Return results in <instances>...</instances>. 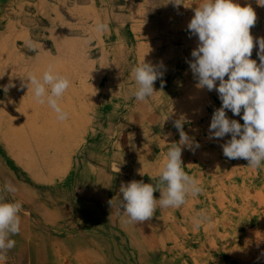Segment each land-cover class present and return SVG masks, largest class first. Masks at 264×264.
<instances>
[{"label": "rangeland", "instance_id": "obj_1", "mask_svg": "<svg viewBox=\"0 0 264 264\" xmlns=\"http://www.w3.org/2000/svg\"><path fill=\"white\" fill-rule=\"evenodd\" d=\"M181 2L0 0V186L16 188L0 195L23 205L8 264H264V162L230 160L221 147L230 135L209 138L222 101L196 87L188 63L198 38L187 25L202 0ZM234 2L256 13L251 59L259 64L264 6ZM101 22L108 29L97 33ZM144 60L163 75L140 102L132 70ZM49 65L71 81L58 101L65 121L21 87ZM180 118L199 144L183 148L184 169L203 192L128 223L119 188L156 182ZM198 213L207 219L196 228Z\"/></svg>", "mask_w": 264, "mask_h": 264}, {"label": "clouds", "instance_id": "obj_2", "mask_svg": "<svg viewBox=\"0 0 264 264\" xmlns=\"http://www.w3.org/2000/svg\"><path fill=\"white\" fill-rule=\"evenodd\" d=\"M169 2L176 7L184 5L181 0ZM258 3L264 6L259 0ZM256 18L251 6L242 7L234 0H202L194 8L187 29L198 38L197 47L191 52L193 59L188 61L197 80L196 87L215 90L222 101L221 107L212 115L209 138L222 139L230 135L231 138L221 145L223 155L230 160L244 159L248 167L259 169L264 162V38L255 41L259 46L257 55L260 63L257 64L256 60L251 59L254 37L250 31ZM107 29L105 23L95 25L97 33ZM132 72L137 85L135 99L140 102L150 99L156 92L154 84L163 73L145 60ZM70 85L68 77L54 72L49 65L40 77L29 74L21 87L31 88L37 103H46L56 113L58 120L65 121L68 113L58 101ZM11 86L14 85L5 87V91ZM226 110L234 116H241L243 124L229 119ZM184 122L183 118L173 122L180 138L178 142L170 144L155 183L132 180L121 184L119 209L127 216L128 223L148 221L159 208H180L189 195L195 197L203 192L200 182L184 169L183 148L191 150L194 146L199 147L184 131ZM113 169L118 172V164ZM15 191L11 182L0 186V193ZM156 192L160 193L158 199L154 196ZM109 203L112 207V200ZM22 211L23 205L19 201H8L4 195H0V264L9 262L8 253L16 244L11 237L20 232ZM205 219L204 213H198L194 218V227L198 228Z\"/></svg>", "mask_w": 264, "mask_h": 264}]
</instances>
